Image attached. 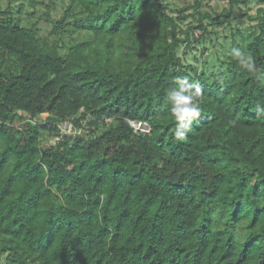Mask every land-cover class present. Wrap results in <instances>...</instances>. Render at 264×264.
<instances>
[{"label":"trees","instance_id":"16d2710c","mask_svg":"<svg viewBox=\"0 0 264 264\" xmlns=\"http://www.w3.org/2000/svg\"><path fill=\"white\" fill-rule=\"evenodd\" d=\"M58 1L30 0L45 7L47 38L22 24L23 4L0 12V264H264V7L247 45L255 70L234 59L208 74L182 64L181 46L249 0L197 10L185 30L158 0H67L56 19ZM76 16L103 54L63 53ZM178 79L199 86L202 109L183 140L166 100ZM87 117L88 138L43 147L60 122Z\"/></svg>","mask_w":264,"mask_h":264},{"label":"rangeland","instance_id":"374dc122","mask_svg":"<svg viewBox=\"0 0 264 264\" xmlns=\"http://www.w3.org/2000/svg\"><path fill=\"white\" fill-rule=\"evenodd\" d=\"M159 3L168 5V13L178 24L180 29H187L189 26L196 25L197 10L208 11L211 13H220L226 7L230 0H158ZM200 7L196 9V4ZM19 4H23L24 8L20 14L22 24L30 26L36 24L38 33L42 37L50 36L53 28L52 25L45 20L42 11L44 6H38L36 9L31 5L30 0H0V12L11 10L18 14ZM69 5L67 0H59L52 12L53 18L61 19L65 8ZM264 7L261 0H249L244 5H236L234 7L233 19L230 23H224L215 28L208 26L209 35H202L201 30H194L191 34L190 46L182 45L178 56L182 64L192 66L198 73L207 72L208 74L216 73L218 69H227V63L234 60L233 50L239 49L246 54L247 45L250 42L249 36L258 32V10ZM80 16L72 17L70 24L65 25L60 30L63 43L66 48L63 53H67L74 45L87 43L90 44L92 51H98L103 54L105 50V41H96V37L88 30L79 29L75 26L74 21ZM137 29L146 31V22L139 20ZM52 38H55L53 36ZM59 38V37H57ZM127 39L126 33L115 38L114 60L126 57L125 50H121L122 42ZM3 259L0 260L2 263Z\"/></svg>","mask_w":264,"mask_h":264},{"label":"clouds","instance_id":"9594fccd","mask_svg":"<svg viewBox=\"0 0 264 264\" xmlns=\"http://www.w3.org/2000/svg\"><path fill=\"white\" fill-rule=\"evenodd\" d=\"M233 56L238 64L252 72L255 70V61L252 56L246 55L239 49L233 50ZM199 93V86L189 84L185 79H178L176 85L170 88L166 93V100L171 105V113L175 118L174 136L177 140H183L187 134L193 130V123L201 115L200 103L195 99L192 89ZM258 113H264V108L257 105Z\"/></svg>","mask_w":264,"mask_h":264},{"label":"built area","instance_id":"2783aa9c","mask_svg":"<svg viewBox=\"0 0 264 264\" xmlns=\"http://www.w3.org/2000/svg\"><path fill=\"white\" fill-rule=\"evenodd\" d=\"M88 120H90V117L81 119L79 124H76L73 118L65 119L58 124L55 136L44 142L43 147H56L66 139L75 140L77 138H88L90 134V127L87 123ZM97 122L100 125L108 126L112 124V122L114 123V119L112 117L103 116L97 120ZM128 125L137 134H147L151 131L150 124L145 121L128 120Z\"/></svg>","mask_w":264,"mask_h":264}]
</instances>
